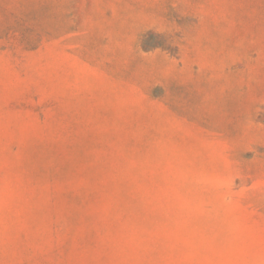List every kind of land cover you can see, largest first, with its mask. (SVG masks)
I'll use <instances>...</instances> for the list:
<instances>
[{"label":"rangeland","instance_id":"obj_1","mask_svg":"<svg viewBox=\"0 0 264 264\" xmlns=\"http://www.w3.org/2000/svg\"><path fill=\"white\" fill-rule=\"evenodd\" d=\"M0 264H264V0H0Z\"/></svg>","mask_w":264,"mask_h":264}]
</instances>
